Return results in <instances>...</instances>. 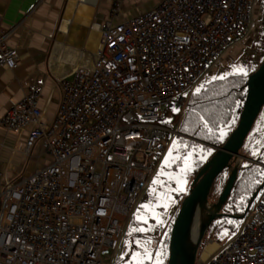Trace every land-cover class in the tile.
<instances>
[{
	"label": "built area",
	"instance_id": "1",
	"mask_svg": "<svg viewBox=\"0 0 264 264\" xmlns=\"http://www.w3.org/2000/svg\"><path fill=\"white\" fill-rule=\"evenodd\" d=\"M133 1L113 0L95 47L57 78L52 122L39 106L40 86L4 114V129L27 133L26 154L39 144L52 161L3 184L0 167V264H104L111 257L183 136L177 127L187 94L202 89L211 68L244 40L260 3L160 0L127 15L124 5ZM14 31L0 17V67L10 70L19 59L9 45ZM66 35L59 28L57 36ZM206 264H264V191L242 234Z\"/></svg>",
	"mask_w": 264,
	"mask_h": 264
},
{
	"label": "crops",
	"instance_id": "2",
	"mask_svg": "<svg viewBox=\"0 0 264 264\" xmlns=\"http://www.w3.org/2000/svg\"><path fill=\"white\" fill-rule=\"evenodd\" d=\"M159 1L134 0L124 5L125 13L134 15L141 7L150 8ZM112 3L113 0H0L3 27L15 28L9 45L16 49L19 55L16 69L0 67V167L4 174L2 184L27 178L52 161L39 144L30 154H26L27 133L19 136L4 129L1 126L4 114L18 104L31 87L40 86L43 87V94L39 106L44 111L46 120L53 121L60 100L57 78L68 75L76 67L83 52L95 47L99 28L107 20ZM258 12H264V5L261 2L256 4L253 21ZM61 27L67 33L66 36H57V31ZM244 41L245 39L234 43L230 51ZM153 181L150 185L153 191L146 192L143 196H146V199L149 197L154 199L159 208H163L165 215L155 222L153 220L147 222L151 216H148V211L144 209L146 205L141 201L134 207L126 226L127 231L130 220H134L140 234L151 239L144 247L145 250L139 252L145 257L151 256L150 262L148 260L146 262L144 258V264H153L155 248L163 234H166L173 217L171 211L178 208L173 195L161 188L159 190ZM124 239L125 237L121 241L120 253L116 254L114 250L109 257L110 264L129 263V260H123L126 242ZM216 244L219 248L208 255L209 257L221 248L219 243ZM167 259L168 256L165 264ZM204 261L206 264L207 259Z\"/></svg>",
	"mask_w": 264,
	"mask_h": 264
},
{
	"label": "trees",
	"instance_id": "3",
	"mask_svg": "<svg viewBox=\"0 0 264 264\" xmlns=\"http://www.w3.org/2000/svg\"><path fill=\"white\" fill-rule=\"evenodd\" d=\"M263 34L260 37V34L258 35L256 46H264ZM263 60L261 61V64ZM259 66L253 67L254 69L247 75L232 74L224 79H210L202 89L190 95L186 115L179 127L180 133L190 139L178 136L172 147L173 168L176 169L178 166L185 165L187 171L182 169L180 171V173L183 172L182 174H176L174 169L172 172L167 171L168 176L164 179L162 184L159 185V188L165 190V181L171 180L173 176H176L177 179L181 180V177L184 174L191 177V181L193 182L201 169L217 152V148H221L224 145L228 137L238 126L247 96L248 78L259 68ZM263 113L264 107L255 126L258 124ZM221 131L225 133L223 138L220 136ZM251 134L252 131L250 132L244 146L250 139ZM177 142L178 146L175 148ZM213 147H216V149ZM262 151H264V142ZM251 166L252 164L241 165L235 186L222 209V213L230 215L231 217L226 216L213 221L208 228L204 239L206 236H209V238H212V240L218 243L215 233L219 229L225 227L228 224L227 221L229 219L239 220L242 218L241 216L244 215L245 209L250 203L253 195L264 181V176H262L257 177V180H253L251 183ZM228 176V169L224 170L218 176L214 183L211 196L218 195L219 198ZM246 187L249 189V196L243 202H239V198L242 196L243 191L246 190ZM183 193L184 189L172 194L178 201L176 202L178 203V208L168 224L166 234H163L159 241L160 243L157 244L158 246L155 248L153 264H165L166 258L169 255L172 223L181 205V201L188 196V194L183 196ZM137 226V223L131 219L126 234L124 235V240H126L127 237L131 238L130 244H125L124 247L125 257L123 260H129L128 264H143L145 256L143 254L140 255L139 252L145 250L144 247L151 242V239H149L150 237H145L140 234ZM204 239L200 249H202L205 243Z\"/></svg>",
	"mask_w": 264,
	"mask_h": 264
},
{
	"label": "water",
	"instance_id": "4",
	"mask_svg": "<svg viewBox=\"0 0 264 264\" xmlns=\"http://www.w3.org/2000/svg\"><path fill=\"white\" fill-rule=\"evenodd\" d=\"M264 107V60L259 68L249 76L247 96L237 128L231 133L221 148L201 169L192 182V187L173 220L169 255L166 264H196L198 253L208 228L213 221L222 217H231L222 213L238 178V172L244 161L241 151ZM229 170V176L218 200L209 203L214 183L218 176ZM264 181L253 195L244 218L250 211ZM198 210H201V226L195 246L190 242V233Z\"/></svg>",
	"mask_w": 264,
	"mask_h": 264
},
{
	"label": "rangeland",
	"instance_id": "5",
	"mask_svg": "<svg viewBox=\"0 0 264 264\" xmlns=\"http://www.w3.org/2000/svg\"><path fill=\"white\" fill-rule=\"evenodd\" d=\"M260 2L261 4L264 5V0H260ZM258 4L260 3H257V5ZM141 9H143V7H141ZM263 32H264V12H258L255 16V20L252 21L251 32H249L248 35L244 38L245 41L239 44L237 47H235L231 51H230L231 48H229L227 53L211 68L210 70L211 73L209 72V74L205 76L204 82H209L210 79H213V78L215 79L223 78L224 79L227 76H230L232 74H243L244 72H246L247 74H250L251 71L254 69L253 67L259 66L261 64V61L264 59V46H258V45L256 46V41L258 40L257 37L259 34H260L259 35L260 37L263 34ZM195 91H197V89ZM190 95L191 94H187V98H188L187 103L178 117V120H179V124L177 127L178 129H180L179 126L183 122V119L186 115ZM181 137L189 138V137H186L185 135ZM191 140H194V139H191ZM263 142H264V113L260 117L258 124L255 127H253L251 137L241 151L242 155L244 156V161L242 162V165L252 164L251 166L252 177H250L252 178L251 183L253 182V180H257V177L264 176V151H262ZM177 146H178V142L176 143L175 148H177ZM213 148L216 149V147H213ZM169 158L170 159L166 160L162 164L160 175L158 176V178H156L153 181V184L157 185L158 187L160 184H162L164 179L167 178L168 176L167 171L172 172V170L174 169L173 161H172V158H173L172 150L170 151ZM182 169L187 171L185 165L180 166V167L178 166L176 169H174V171L176 174H182L183 172L180 173ZM181 178L182 179L179 180L176 178V176H173L171 180L165 181L164 189L168 193H171V195L182 189H184L183 196L189 194L191 190V183H192L191 177L184 174L182 175ZM15 182H18V181H15ZM150 191H153V187L151 186L148 188V190H146V192H150ZM263 191H264V188L260 191L250 211L247 213V215L244 218H241L239 220L229 219L227 221L228 224L222 229H219L215 233V237L219 245L221 246V249L227 248L235 239H237L242 234L244 230V226L246 222L248 221L249 215L251 214V210L253 206L255 205V203H257V201L259 200V197L261 196ZM147 196L149 197V194ZM248 196H249V189L246 187V190L243 191L242 196H240L239 198V202L240 201L243 202L246 198H248ZM146 198H147L146 196L142 195L140 199L137 201L136 205L138 203H141V201H143L144 203L143 205H146L147 209L145 207L144 209L148 211V216H151V218L150 217L148 218L147 222H150L151 220L155 222V220L161 219L162 215L163 216L165 215L163 208L160 209L159 205L155 203L154 199L150 197L148 199ZM217 200H218V195H212L209 199V203L210 204L214 203ZM175 202H178L176 198H175ZM167 208H170V206H167ZM247 208L245 209L244 215L247 211ZM144 215L146 214L144 213ZM150 224H152V222ZM130 241H131V238L127 237L126 242L124 243L130 244ZM204 242L205 243L202 249H200L196 264H205L204 260L208 259V257L219 248V246L216 244V241L212 240V238H209V236H206V238L204 239ZM214 244H216L218 248L212 251L211 253H209V256L205 259V253H207L208 248H210ZM121 250H122V242L121 244L117 246L115 253L119 254ZM110 260L111 258L109 259L106 258L105 264H110ZM147 260L150 262L151 256L145 257L146 262H148Z\"/></svg>",
	"mask_w": 264,
	"mask_h": 264
},
{
	"label": "bare ground",
	"instance_id": "6",
	"mask_svg": "<svg viewBox=\"0 0 264 264\" xmlns=\"http://www.w3.org/2000/svg\"><path fill=\"white\" fill-rule=\"evenodd\" d=\"M201 210H198L197 212V216L195 217L194 223H193V227L190 233V242L192 244V246H195L198 235H199V230H200V226H201ZM218 248V246L216 244L212 245L210 248H208V252L205 253V259L208 257L209 253H211L212 251L216 250Z\"/></svg>",
	"mask_w": 264,
	"mask_h": 264
},
{
	"label": "snow or ice",
	"instance_id": "7",
	"mask_svg": "<svg viewBox=\"0 0 264 264\" xmlns=\"http://www.w3.org/2000/svg\"><path fill=\"white\" fill-rule=\"evenodd\" d=\"M243 74H244V75H247L246 72H244ZM224 135H225V133H224L223 131H221V132H220V136H221V138H223Z\"/></svg>",
	"mask_w": 264,
	"mask_h": 264
}]
</instances>
